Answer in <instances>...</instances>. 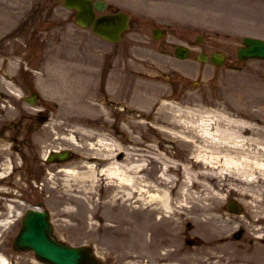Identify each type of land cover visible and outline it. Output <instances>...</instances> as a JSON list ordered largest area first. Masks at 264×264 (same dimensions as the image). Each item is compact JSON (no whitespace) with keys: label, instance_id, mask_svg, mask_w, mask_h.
Segmentation results:
<instances>
[{"label":"bare ground","instance_id":"obj_1","mask_svg":"<svg viewBox=\"0 0 264 264\" xmlns=\"http://www.w3.org/2000/svg\"><path fill=\"white\" fill-rule=\"evenodd\" d=\"M90 107L99 110L94 105H90ZM173 110L176 112L168 114V117H170L169 122L178 124L185 130L196 128L193 133L198 138H201V141H198V144L194 148V153H197L194 157L201 163L200 168L204 171L203 173L209 175V170L220 168V166H227L236 172V176L239 179L234 178L231 171L225 173L222 170L223 184L220 187H212L213 184H210L212 176H204L198 184L196 182L199 178L197 169H193V165H186L181 168L183 172L182 184L176 189L174 187L175 176L173 175V168H175L174 162L163 157H157L160 165L157 181H144L143 176L139 175V173L142 171V163L146 161L147 156L133 154L135 156H127L122 163L115 161L105 163L102 170H99L101 165L99 166L96 161H92L90 158L82 162V168L85 169L83 172L75 173L70 167L68 170L63 169L61 170L64 174L62 180L63 186L71 188L73 184H77L76 186L84 192L86 191L83 185L84 182L90 181V189H92L96 177L99 176L98 172L100 171L101 174H106L110 178L114 198H118L120 204L127 205V201L132 202L136 200L140 205L146 197L150 202L149 205H158L159 210L169 215L168 218L172 224L174 223L172 217L176 214V209L177 215H180V208L184 207L182 204H186L191 212L196 213L198 216H196V220H199L201 228L204 231V238L199 241L200 248L202 249V257L194 255L193 262L196 264H218L213 261L214 257H218L219 262H221L220 264H244L246 263L244 259L235 257L231 251L219 253V250L227 247L230 242H226L224 245H220L217 242V238L222 235L220 230L222 227L220 217L222 216L224 218V214L217 209V206H221L226 196L230 195H238L242 202L247 203L244 199L247 195H250V186L253 184L254 179L264 181V147H260L256 153L243 151L247 150L251 145L249 143L254 140L240 135L238 137L233 135L234 128L231 129L230 126L234 125L235 127V124H243L246 126L242 130L243 132L263 129L259 126L255 127L252 124L235 122V120L225 118L221 115H219L220 122H210V119H206L202 115L198 122L192 120V115H196L192 109H187L186 111ZM92 116L95 117V115ZM205 116L210 117V115ZM77 122H91L87 126L91 128L95 126L94 121H88L85 118ZM213 125H216V127ZM214 131L217 133L213 134ZM75 132H78L86 142L90 137L95 136V139L99 142L95 143V147L97 144L99 145L105 142L102 134H95L93 129L86 128V130H81L76 128ZM175 132L183 133L179 130ZM208 149H211L212 152H209ZM93 152L95 154L90 153L89 155H95V157L102 156V153L99 154L100 152ZM222 163L225 165H222ZM3 167L7 169V163L4 159H0V171ZM255 168L256 170H254ZM197 186L198 189L196 190ZM174 193L178 195V201L176 202L178 206H175L173 202ZM251 198L256 202L252 196ZM258 203L261 204V201ZM94 207L95 205L92 208ZM135 208L137 210L139 209V207ZM199 215L202 216V219L199 218ZM224 221L232 222L233 219L225 218ZM0 264H4L2 258H0Z\"/></svg>","mask_w":264,"mask_h":264},{"label":"rangeland","instance_id":"obj_2","mask_svg":"<svg viewBox=\"0 0 264 264\" xmlns=\"http://www.w3.org/2000/svg\"><path fill=\"white\" fill-rule=\"evenodd\" d=\"M166 2L168 0H165ZM184 1L188 0H178V2H174L176 7H188L184 5ZM198 3H192V6H198L200 9L205 8L206 12L211 13L212 15L208 18H212V22L210 23L212 28H208L209 30L203 29V27H206V21L200 22L201 29L197 30L198 28V23H196V26L194 24H191L188 22L189 16L184 15L181 12H177V10L174 8L172 11L176 13L179 16V21H172L170 23H173L175 25L174 29H179V28H193L192 31H190L191 36H197L200 34L204 39H206L209 43V48L208 49H220L223 50V52L227 55L228 58V65H239L238 63H232L235 60V50L237 45L239 44V36L245 33H249L248 31H257L254 33H263L264 34V0H224L227 2L226 6L224 3L219 2V0H197ZM230 4V7H229ZM45 5L41 4L39 7L43 8ZM63 13L64 10H59L56 11V14L54 15L55 18H59V20H62L63 18ZM142 23L145 24L144 29H141V33H145L147 36L149 34V26L147 23L141 21ZM68 29H71L70 26ZM86 38V37H85ZM87 39V38H86ZM123 44L120 46L122 47ZM119 47V48H120ZM107 50V49H106ZM166 69V68H164ZM168 69V68H167ZM189 68L188 66H179L175 69H168V74H158L159 79L161 80L160 83H156L152 89L153 90H158L160 92L164 93H169L167 90V85L163 84V81H168L170 80H175V81H181L179 79V76L181 74L182 70L187 71ZM229 67L227 66V69H211L208 72L207 75H204L203 72V81L198 82V81H192L196 79V76L193 79H190L189 82L185 85H187V88L191 89L190 92L194 93H202L204 97H201L199 95H194L196 97H199L203 99L202 102H197L196 99L192 98H187V92H185L182 87L179 91V94H172L171 96H180L178 97L182 103L185 102H196V105H202V107L205 106H210L212 107H218L219 109H222L224 112L230 113L232 115L238 116V118H247L243 115H239L241 112H243L242 107L246 106L248 103H253L251 106V109L254 110L256 107H258V104L264 108V62L261 61H248L244 64V66L241 69V72L239 75H235L233 73H229ZM246 73V75H245ZM155 74V73H154ZM152 74V75H154ZM157 75V74H155ZM157 75V76H158ZM241 76V77H240ZM201 83V84H196L194 87L189 85V83ZM191 83V84H192ZM251 84V85H250ZM183 96H185L183 98ZM218 97V101L214 102V99ZM174 98V97H173ZM176 98V97H175ZM208 103H206V101ZM214 102V103H213ZM128 103L134 104V101L130 102L128 99L125 103L124 106V111L126 105L128 106ZM258 103V104H256ZM234 104L239 105L238 107L234 106ZM242 106V107H241ZM3 108V109H2ZM118 108V106H115V109L111 114L113 115L114 121H112L113 125L112 127H115L116 130L119 132H122V126L125 124V120L130 118V114L128 109H126V112L122 113ZM8 109L7 107H2L0 108V112H7ZM17 111L12 108L11 111H8L6 113V117L11 119L14 118L17 115ZM126 115V116H124ZM131 117L135 122L140 121L141 117H138L136 115V112L131 111ZM227 115V114H226ZM245 117V118H244ZM249 119V118H247ZM245 119V120H247ZM251 120V119H250ZM124 121V122H121ZM264 122V111L262 112H256L253 115V120L250 122ZM0 123H1V117H0ZM132 123V122H130ZM141 126L139 123L135 126V130L133 131V134L136 138H138V134L140 133ZM159 133V132H158ZM255 138L257 139V143H254L256 145H260L264 143V132L262 131H257L255 132ZM34 136L36 134L34 133ZM44 137V135H42ZM36 139V138H34ZM48 147L47 142L45 144L40 145V147H37V149H40L42 151L46 150ZM251 148H256V146H251ZM250 152V151H248ZM33 159L35 163H39V158L35 156H31V158L28 160V162ZM37 163V164H38ZM39 165V164H38ZM39 168L37 167L36 169L33 168L31 181L37 180L42 181L44 176H39L40 171H38ZM150 172V171H149ZM150 174V173H149ZM151 178H154V175L151 176ZM36 195L34 198L29 196L31 199H36V200H45L47 208L52 212V213H57L61 207L64 205L60 199L50 197V192L48 193H43V195L40 197L39 196V189L35 192ZM252 201V200H251ZM262 205H259V207ZM80 212L79 215H87L86 207L81 206V204L78 206ZM131 215L139 217L140 214H132L131 211L129 212ZM185 223L181 226L185 229ZM190 223V221L188 222ZM194 227L189 229L185 235L182 237L181 236V244L185 246V251H189L192 248V246H186L184 245V241L187 239H192V237L195 236H202L203 235V230L194 222ZM222 227V237L219 239V243L225 244L226 242H232L233 244L229 245L228 248L225 247L222 250H219V253H223L225 251H234L236 255H242L244 250L241 249L240 246H237L240 244V240L245 238L244 241L247 243L248 238L247 237V231L241 233V237L235 240L239 241H234L229 238V232L232 231L237 225L238 222H224ZM192 226V225H191ZM249 226L251 229L253 227H256L257 224L255 222L250 221ZM263 227L264 229V224L258 225ZM63 233L65 235H76V234H82L83 236L87 235L86 232L83 229H77L75 227L69 228L67 230H64ZM137 248L133 247V250ZM195 255L202 256V250L199 248L196 250Z\"/></svg>","mask_w":264,"mask_h":264},{"label":"water","instance_id":"obj_3","mask_svg":"<svg viewBox=\"0 0 264 264\" xmlns=\"http://www.w3.org/2000/svg\"><path fill=\"white\" fill-rule=\"evenodd\" d=\"M46 236V235H45ZM23 245H25V246H29V243L27 242V241H25L24 243H23ZM69 254L71 255V254H73L72 252H69ZM74 259H76L77 258V256L75 255V256H72Z\"/></svg>","mask_w":264,"mask_h":264}]
</instances>
